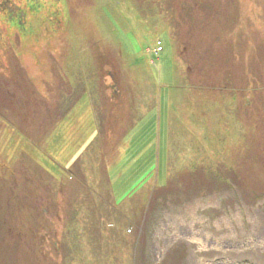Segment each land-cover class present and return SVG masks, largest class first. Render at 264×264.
Returning a JSON list of instances; mask_svg holds the SVG:
<instances>
[{
	"label": "rangeland",
	"instance_id": "rangeland-1",
	"mask_svg": "<svg viewBox=\"0 0 264 264\" xmlns=\"http://www.w3.org/2000/svg\"><path fill=\"white\" fill-rule=\"evenodd\" d=\"M55 2L0 73V264H264V0Z\"/></svg>",
	"mask_w": 264,
	"mask_h": 264
},
{
	"label": "flooded vegetation",
	"instance_id": "flooded-vegetation-1",
	"mask_svg": "<svg viewBox=\"0 0 264 264\" xmlns=\"http://www.w3.org/2000/svg\"><path fill=\"white\" fill-rule=\"evenodd\" d=\"M6 2L11 4L12 9L6 7ZM54 3H56L55 0H32V2H30V10L26 11L25 8H21L22 6L20 5V7L18 5L16 0H0V39H7L6 44L8 45L7 49H0V51L3 55L4 51H8L9 55L7 56V59L9 60H4L5 62L3 61L6 64H0L1 74L5 75L3 70H11V67L15 74L16 72L19 73L21 70L20 67L28 66L27 64L29 60H26L28 57L32 63L37 61V56L31 49L28 55H24L26 49H19L21 47H18L15 38L16 36H19L21 46L26 47L23 41H25V43L28 41L33 42V40L35 41V37L38 41L40 37L44 35L43 30H50V32H52V27H54L55 23H58L55 21V15L57 13L59 16L58 12L60 10L59 4L58 6H55ZM4 17L7 18L6 24L4 23ZM59 20H61V18ZM3 45L4 43H2L1 46ZM10 57H12V59ZM22 58H24V61H22ZM18 76H20V73L17 77Z\"/></svg>",
	"mask_w": 264,
	"mask_h": 264
},
{
	"label": "trees",
	"instance_id": "trees-1",
	"mask_svg": "<svg viewBox=\"0 0 264 264\" xmlns=\"http://www.w3.org/2000/svg\"><path fill=\"white\" fill-rule=\"evenodd\" d=\"M183 15V14H182ZM168 185L166 186V187H164V189L163 190H168ZM161 190V189H160ZM162 191V190H161ZM163 192V191H162ZM167 192V191H166ZM160 196H156L154 199L156 200V202L158 201V199H160V197H161V194H159ZM152 212H158V209L156 208V209H154V210H152ZM146 216V215H145ZM144 222H145V219H144V217L142 216L141 217V219H140V222H139V224H138V227H137V230H138V233L141 231V230H143L144 229ZM151 224V223H150Z\"/></svg>",
	"mask_w": 264,
	"mask_h": 264
},
{
	"label": "bare ground",
	"instance_id": "bare-ground-1",
	"mask_svg": "<svg viewBox=\"0 0 264 264\" xmlns=\"http://www.w3.org/2000/svg\"><path fill=\"white\" fill-rule=\"evenodd\" d=\"M112 78V77H111ZM114 81V80H113Z\"/></svg>",
	"mask_w": 264,
	"mask_h": 264
}]
</instances>
